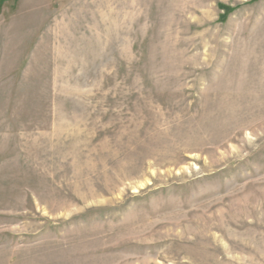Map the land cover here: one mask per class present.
<instances>
[{"label":"rangeland","instance_id":"rangeland-1","mask_svg":"<svg viewBox=\"0 0 264 264\" xmlns=\"http://www.w3.org/2000/svg\"><path fill=\"white\" fill-rule=\"evenodd\" d=\"M0 264H264V0L1 1Z\"/></svg>","mask_w":264,"mask_h":264},{"label":"trees","instance_id":"trees-1","mask_svg":"<svg viewBox=\"0 0 264 264\" xmlns=\"http://www.w3.org/2000/svg\"><path fill=\"white\" fill-rule=\"evenodd\" d=\"M3 1V0H0V2Z\"/></svg>","mask_w":264,"mask_h":264}]
</instances>
